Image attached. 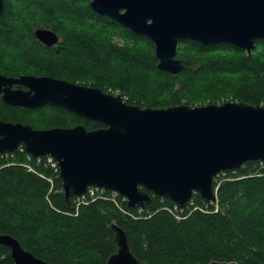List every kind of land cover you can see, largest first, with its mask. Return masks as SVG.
<instances>
[{"label": "trees", "instance_id": "16d2710c", "mask_svg": "<svg viewBox=\"0 0 264 264\" xmlns=\"http://www.w3.org/2000/svg\"><path fill=\"white\" fill-rule=\"evenodd\" d=\"M91 0H4L0 15V75L48 76L120 94L141 108L242 102L264 106V39L250 55L232 44L206 46L183 40L176 77L160 71L153 42L95 13ZM60 38L49 48L35 29ZM116 39H121L122 44ZM0 120L36 129L88 130L104 125L65 109H25L0 100ZM26 153L0 156V234L16 238L37 258L53 264H107L118 251L112 225L124 229L133 255L144 264H264V170L247 162L214 182L218 211L188 208L178 219L175 204L155 196L144 208L119 197L69 207L62 181L44 165L30 172ZM53 180L51 184L48 179ZM108 192L107 195H109ZM151 197H152V193ZM196 204L203 206L200 196ZM0 264H14L0 245Z\"/></svg>", "mask_w": 264, "mask_h": 264}, {"label": "water", "instance_id": "95a60500", "mask_svg": "<svg viewBox=\"0 0 264 264\" xmlns=\"http://www.w3.org/2000/svg\"><path fill=\"white\" fill-rule=\"evenodd\" d=\"M90 7L150 39L157 68L174 77L185 69L177 58L183 40L232 44L250 55L264 39V0H91ZM4 10L0 0V15ZM35 37L49 48L60 42L50 29L35 30ZM0 100L31 110L58 107L104 125L96 130L84 125L36 129L0 120V154L23 146L35 158L53 157L69 207L74 197L99 187L127 198L129 208H145L152 202L150 193L184 208L194 193L214 201L218 174L264 162V106L226 102L141 108L119 94L31 75H0ZM112 230L118 251L107 264H144L133 255L124 229L113 224ZM0 245L10 249L14 264H53L8 234H0Z\"/></svg>", "mask_w": 264, "mask_h": 264}, {"label": "built area", "instance_id": "2783aa9c", "mask_svg": "<svg viewBox=\"0 0 264 264\" xmlns=\"http://www.w3.org/2000/svg\"><path fill=\"white\" fill-rule=\"evenodd\" d=\"M17 152L20 153H26L27 156V160L28 163L25 165V167L30 171V172H36L34 165L35 166H41L44 165L47 168H51L54 172V175L56 177L60 178V167H59V163L50 156H44V157H33L32 155L28 154L25 150V148L23 146H20L19 149L17 151H15L14 153H5V154H0L1 158H14L15 154ZM259 168L260 170H264V162H259ZM226 176L225 172H222L220 174H218L215 178H214V182H217L219 179L224 178ZM61 179V178H60ZM48 181L53 184V180L51 178L48 179ZM217 190L218 188L214 189V193L216 196V199L214 201H210V202H206L205 200H203V206H200L198 204H196L195 202V198L197 196H200L198 193H194L192 199L186 204V206L184 208H181L180 206L176 205L174 206L173 210H169L171 213H174L176 215V217L178 219H180V215L182 213L185 212L186 209L188 208H193L194 211L198 210V211H208L209 206H213L214 207V211L217 212L218 211V197H217ZM109 193V195H107ZM156 195H152V198H154ZM110 197L109 199H111L112 201L116 202L118 201L119 197L121 198L122 202H126L128 203L127 198L120 196L118 193L114 192V191H110V190H106L103 188H99V187H90L88 189V192L81 196V197H76L75 203L77 206H79L82 203H86L87 199L91 198L92 200H96L99 198H107ZM139 209V213L142 214L144 211V208H138Z\"/></svg>", "mask_w": 264, "mask_h": 264}, {"label": "rangeland", "instance_id": "374dc122", "mask_svg": "<svg viewBox=\"0 0 264 264\" xmlns=\"http://www.w3.org/2000/svg\"><path fill=\"white\" fill-rule=\"evenodd\" d=\"M36 30V29H35ZM60 39V38H59ZM116 41L118 42V43H120V44H122L123 43V41L121 40V39H116ZM117 93H119V92H116V94H114V95H117ZM120 95V94H119ZM122 96V95H121ZM123 97V96H122ZM230 102H232V101H230ZM209 103V101H206V103H205V105H197V106H195V107H198V106H207V105H210V104H208ZM214 104V103H213ZM183 105H185V104H183ZM220 105V104H219Z\"/></svg>", "mask_w": 264, "mask_h": 264}, {"label": "flooded vegetation", "instance_id": "af4514ba", "mask_svg": "<svg viewBox=\"0 0 264 264\" xmlns=\"http://www.w3.org/2000/svg\"><path fill=\"white\" fill-rule=\"evenodd\" d=\"M14 88H17L16 86Z\"/></svg>", "mask_w": 264, "mask_h": 264}]
</instances>
